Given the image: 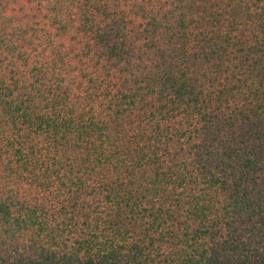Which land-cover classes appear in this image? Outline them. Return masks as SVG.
<instances>
[{"label":"trees","instance_id":"1","mask_svg":"<svg viewBox=\"0 0 264 264\" xmlns=\"http://www.w3.org/2000/svg\"><path fill=\"white\" fill-rule=\"evenodd\" d=\"M0 264H264V0H0Z\"/></svg>","mask_w":264,"mask_h":264}]
</instances>
